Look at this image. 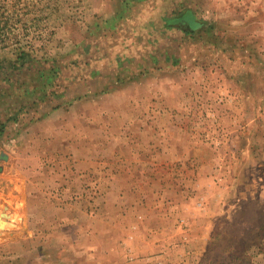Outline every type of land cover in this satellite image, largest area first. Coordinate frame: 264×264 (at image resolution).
<instances>
[{"label": "rangeland", "instance_id": "obj_1", "mask_svg": "<svg viewBox=\"0 0 264 264\" xmlns=\"http://www.w3.org/2000/svg\"><path fill=\"white\" fill-rule=\"evenodd\" d=\"M8 207L0 264H264V0H0Z\"/></svg>", "mask_w": 264, "mask_h": 264}, {"label": "crops", "instance_id": "obj_2", "mask_svg": "<svg viewBox=\"0 0 264 264\" xmlns=\"http://www.w3.org/2000/svg\"><path fill=\"white\" fill-rule=\"evenodd\" d=\"M117 1H119V0H117ZM261 114L258 113L256 106H253V109H251V114L249 115V117H251V118L248 120V127H250V125L252 126L253 124L255 125L256 119L258 117H260ZM2 213H5V216H2ZM14 214L15 213L13 212V210H11L9 207L5 211H2V212L0 211V228H3V227L8 228L11 224L14 225V222L12 221V219L14 218ZM11 228H13V227H11ZM1 243H5V242L1 241Z\"/></svg>", "mask_w": 264, "mask_h": 264}, {"label": "trees", "instance_id": "obj_3", "mask_svg": "<svg viewBox=\"0 0 264 264\" xmlns=\"http://www.w3.org/2000/svg\"><path fill=\"white\" fill-rule=\"evenodd\" d=\"M188 16V17H187ZM186 17H187V19L190 21V26H191V24H196L197 25V23L195 22H192V16H190V15H187Z\"/></svg>", "mask_w": 264, "mask_h": 264}, {"label": "bare ground", "instance_id": "obj_4", "mask_svg": "<svg viewBox=\"0 0 264 264\" xmlns=\"http://www.w3.org/2000/svg\"><path fill=\"white\" fill-rule=\"evenodd\" d=\"M4 228V227H3ZM8 228H10V227H8ZM4 233V232H3Z\"/></svg>", "mask_w": 264, "mask_h": 264}]
</instances>
